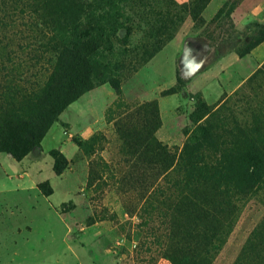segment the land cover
I'll use <instances>...</instances> for the list:
<instances>
[{
	"label": "rangeland",
	"instance_id": "1",
	"mask_svg": "<svg viewBox=\"0 0 264 264\" xmlns=\"http://www.w3.org/2000/svg\"><path fill=\"white\" fill-rule=\"evenodd\" d=\"M80 1L99 18L96 9L107 7V0ZM193 1L113 0L131 28L129 42L126 28L115 35L138 60L137 70L119 72L118 91L106 81L71 102L22 164L0 152V180L8 182L0 186V264H174L189 259L196 244L205 260L210 220L196 217L174 183L183 175L184 145L207 121L217 138L205 153L211 162L223 160L229 193L212 227L228 235L209 253L212 264H264V171L261 180L246 179L264 159V58L253 53L259 45L240 55L264 33V0H210L198 19ZM5 11L0 64L13 67L5 78L28 70L29 56L39 53L26 76L32 81L39 70L45 80L50 55L35 49L31 18ZM201 104L210 113L193 122ZM153 139L174 160L162 157ZM53 149L68 161L60 175ZM196 189L207 205L208 186Z\"/></svg>",
	"mask_w": 264,
	"mask_h": 264
},
{
	"label": "trees",
	"instance_id": "2",
	"mask_svg": "<svg viewBox=\"0 0 264 264\" xmlns=\"http://www.w3.org/2000/svg\"><path fill=\"white\" fill-rule=\"evenodd\" d=\"M112 1H106V9L98 11L99 9L95 8L100 19L80 0H0V11L2 8L9 9L3 16L18 10L21 14L29 15L30 22H26L31 27L25 26L34 33L32 40H34L35 49L50 55L47 59L48 63H51L48 69L50 73L42 81L38 78L41 72L39 70L30 72L31 77L35 78L32 81H28L26 76L29 70L37 65L38 60L43 58L39 53L29 56V60L32 61L29 66L26 64L24 67L28 70L12 74L10 80L5 77H8L13 67H8L5 62L0 64V152L6 151L16 159L22 160L28 152L40 145L50 126L71 102L84 92L106 81H109L118 91L120 89L119 72L137 70L138 60L133 58L130 49L124 46L115 35V32L121 28H126L123 38L129 42L131 28L125 27L124 22L121 21L124 13L121 7ZM209 1H193L191 13L195 19L200 17ZM4 18L0 15V25L3 24ZM263 42L264 33H261L260 37L240 55L250 53ZM159 46L160 44L143 48L140 58L148 59ZM30 48L33 50L32 47ZM20 64L22 63L18 64L20 68H23ZM2 72H5L4 76ZM149 105L153 107L157 121L156 128H158L160 126L158 108L154 103ZM200 112H205L206 115L210 113V110L205 104H201L192 116L193 122H196L195 117ZM216 138L214 128L209 121L196 127L179 157V168L183 170V175L174 183L180 193L186 192L183 197L190 200L196 217L210 220L211 231L206 236L208 255L203 260L196 244L190 251L189 259L183 261L173 259L174 264H212L215 258L209 253L218 252L228 235L223 231L220 233L212 229L214 224L216 225L215 221H219L215 215L218 213V208L223 206V198L229 197L227 186L223 188V160L211 162L205 153L208 144L214 142ZM153 141L162 157L168 159L172 157L174 160L167 146L155 139ZM51 155L55 159V172L58 175L62 174L68 166L66 157L56 149L51 151ZM255 167L257 174L246 177L247 182H254L259 177L261 180L262 176L259 172L264 171V159L260 157ZM200 182L209 188L207 205L196 189V185ZM39 188L43 189V184H40ZM217 236H219L218 244L215 243Z\"/></svg>",
	"mask_w": 264,
	"mask_h": 264
},
{
	"label": "crops",
	"instance_id": "3",
	"mask_svg": "<svg viewBox=\"0 0 264 264\" xmlns=\"http://www.w3.org/2000/svg\"><path fill=\"white\" fill-rule=\"evenodd\" d=\"M255 0H253L252 2H254ZM257 1H259V2H262V0H257ZM247 2H250L249 0H247ZM242 8V7H241ZM261 52V54H262V58H264V42L262 43V44H260L257 48H255V50H253V53L254 54H257V55H259V53ZM64 152V151H63ZM65 154H66V156H68L69 157V154L67 153V151H65ZM11 157H12V159L13 160H15V158L13 157V155L12 154H9ZM1 154H0V165L2 166V159H1ZM10 156H9V159L10 160H12L11 158H10ZM23 161L24 160H22V161H20V162H18V164H22L23 163ZM21 166V165H20ZM8 180H10V178L8 179ZM6 183H8V182H6V181H1L0 180V186L1 185H4V184H6ZM2 187V186H1ZM2 188H0V190H1Z\"/></svg>",
	"mask_w": 264,
	"mask_h": 264
}]
</instances>
